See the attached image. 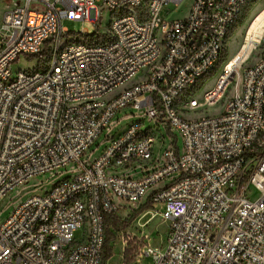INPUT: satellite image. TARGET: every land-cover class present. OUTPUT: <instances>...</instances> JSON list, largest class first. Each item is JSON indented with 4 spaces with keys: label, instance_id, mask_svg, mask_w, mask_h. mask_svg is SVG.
Here are the masks:
<instances>
[{
    "label": "built area",
    "instance_id": "1",
    "mask_svg": "<svg viewBox=\"0 0 264 264\" xmlns=\"http://www.w3.org/2000/svg\"><path fill=\"white\" fill-rule=\"evenodd\" d=\"M17 1L0 25V204L31 192L0 213V264H102L106 216L164 183L149 202L164 204L167 240L145 241L132 264H264V51L246 65L264 36L249 32L222 67L251 0H194L182 19L161 14L186 0ZM104 11L106 33L68 38L64 20L97 26ZM23 56L35 68L14 71ZM233 83L219 113L186 117ZM146 120L177 131L183 149L172 138L162 149ZM49 173L50 190L30 186Z\"/></svg>",
    "mask_w": 264,
    "mask_h": 264
},
{
    "label": "rangeland",
    "instance_id": "2",
    "mask_svg": "<svg viewBox=\"0 0 264 264\" xmlns=\"http://www.w3.org/2000/svg\"><path fill=\"white\" fill-rule=\"evenodd\" d=\"M194 0H187L182 5H176L174 3H169L166 6H164L162 10L161 17L166 19H182L186 17L189 14V11L191 9V6L193 4ZM20 6V2L17 0L13 1H0V25L3 19V16L6 12L13 10L14 8H17ZM263 14L264 16V0H251V3L249 4V7L244 14L243 19L241 22L232 30L230 33L227 42H226V59L224 63L222 64V67L227 65H230L233 63L232 60L236 56V54L239 52V50L243 47V45L246 43V38L249 33V29L251 28V25L257 19L259 16ZM103 20L101 25L95 26L93 23L88 21H69L64 20L62 22V26L64 28H67L69 30V39H76L78 35L82 32L87 33L89 35H95L99 33H106L111 21V14L108 11H104L102 13ZM264 36V25H262L258 32L252 36V38H261ZM66 38V37H65ZM264 39V37H263ZM264 51V43L258 47L256 51H254L251 59L246 63V65L253 64L255 60L258 58L261 52ZM37 64V61L33 58H25L24 56L21 57L18 61H16L13 64L14 71L16 70H32L35 68ZM217 78H210L209 80L205 81L202 87V91L199 93V98L202 97V94L211 89L216 82ZM234 89V83L231 85V88L229 89V93L222 99L221 103L217 105L216 107L208 108V109H201L193 114H186V117H193L198 118L205 115H213L219 113L225 105V101L231 96V93ZM130 110H127L125 112H129ZM125 112H121L118 117H121L125 114ZM128 120H124L120 126L126 124ZM120 126L117 128V130L120 128ZM146 126V125H145ZM156 133H158L159 137H164L163 145L165 147L170 145V138L174 140V142L177 144V146L182 150L184 147L183 139L181 135L174 131L168 132L165 128H156L155 125L152 126ZM102 134L98 140H96L95 148L97 145V142H100L103 138ZM101 149V147H100ZM99 152L94 154V156H97ZM53 173H49L43 176H40L38 178L32 179L30 182V186L32 185H47L45 186L46 190L51 189V178ZM167 183L161 184L159 186H156L148 192L146 197L142 200L141 205L143 208L148 209H141L138 208V205L133 204H126L121 203V208L116 213L117 217L121 222H127L129 226L121 231H113V240L110 243V250L112 257L110 260L106 262V264H132L134 261V257L136 253L143 248L145 245V241L148 242L150 247L156 248L160 247L161 245H164L167 240V234L169 231V223L163 220L160 213L164 210V204L163 203H155L150 204L149 199L153 192L165 188ZM22 190V187L17 188L13 190L9 195H7L5 198H3L1 204H0V213L3 212L9 205V208L5 210L2 214V221H5L9 215L13 212L14 208L18 206L20 202L25 199L24 196L23 199H20L21 196L25 195L28 192H31L29 189L25 192H20ZM45 190V191H46ZM140 218L141 221H140ZM83 230H78L74 233V238L76 240L82 239ZM144 264H154V260L151 257H148Z\"/></svg>",
    "mask_w": 264,
    "mask_h": 264
},
{
    "label": "trees",
    "instance_id": "3",
    "mask_svg": "<svg viewBox=\"0 0 264 264\" xmlns=\"http://www.w3.org/2000/svg\"><path fill=\"white\" fill-rule=\"evenodd\" d=\"M249 4L245 8L244 14L246 13V11L248 9ZM244 14L242 16V19L244 17ZM241 20H240V22H241ZM226 55H227V53L225 52L223 61H225ZM149 203L151 204V202H149ZM141 209H144L145 210V209H148V208L141 207ZM105 225H106V240H105V245H104V257H103L102 264H106V262L108 260H110L111 257H112L111 250H110V243L113 240L112 239L113 238V231L121 232V231L125 230L129 226V224L127 222H121L119 220V218L117 217L116 213L115 214H110V215H107L106 216V218H105Z\"/></svg>",
    "mask_w": 264,
    "mask_h": 264
},
{
    "label": "bare ground",
    "instance_id": "4",
    "mask_svg": "<svg viewBox=\"0 0 264 264\" xmlns=\"http://www.w3.org/2000/svg\"><path fill=\"white\" fill-rule=\"evenodd\" d=\"M187 1V0H186ZM185 3V2H184ZM262 25H264V16H263V14L261 15V16H259L257 19H255V21L253 22V24L251 25V28H250V36H254L257 32H258V29L262 26ZM129 112H132V114L134 113V112H136V110H134V109H130V111ZM137 119H139V120H145L144 119V117H138ZM126 120H128V122L127 123H129L130 121H131V118L130 119H126ZM126 123V124H127ZM145 127L146 128H151L154 124L152 123V122H150V121H148V120H146L145 121ZM117 130V129H116ZM115 130V131H116ZM114 131V132H115ZM106 146H107V144H103L102 145V147H101V149L100 150H98V155L99 154H101V152L106 148ZM168 147V146H167ZM167 147H165L164 145H162V149H165V148H167ZM97 155V156H98ZM97 156H92V158L93 159H95ZM118 173L119 174H122V173H124V171H118ZM135 177H140L141 176V173H136L135 175H134Z\"/></svg>",
    "mask_w": 264,
    "mask_h": 264
}]
</instances>
